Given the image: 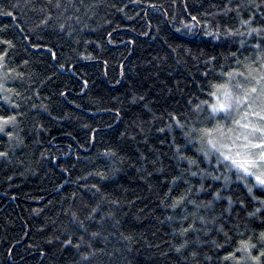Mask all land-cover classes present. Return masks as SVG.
<instances>
[{
    "label": "trees",
    "instance_id": "16d2710c",
    "mask_svg": "<svg viewBox=\"0 0 264 264\" xmlns=\"http://www.w3.org/2000/svg\"><path fill=\"white\" fill-rule=\"evenodd\" d=\"M262 66L264 0H0V264H264V189L183 134Z\"/></svg>",
    "mask_w": 264,
    "mask_h": 264
},
{
    "label": "snow or ice",
    "instance_id": "6c2138e0",
    "mask_svg": "<svg viewBox=\"0 0 264 264\" xmlns=\"http://www.w3.org/2000/svg\"><path fill=\"white\" fill-rule=\"evenodd\" d=\"M57 7H59V4H57ZM192 21H197V17L193 16ZM242 23L247 24L248 21H242ZM60 27L63 28L64 25L61 24ZM185 27L191 29L192 25H185ZM258 31L259 30L255 28L248 29L249 35L253 32L258 33ZM205 34L211 35L212 33L206 32ZM225 34H231V30L229 29ZM222 75H227L228 82L211 84V90L208 92L211 102H209V100H202L199 104L194 106L193 110L199 113L206 107L208 110V118L211 121L216 120L220 115H223L225 119H227L234 110H239L241 107L247 106L248 110L242 113V120L244 122L242 123L241 119H235L232 121L234 125L239 126L241 131L234 137L230 135V143L228 144L220 142V139L224 137L225 124L218 120L211 128H196L193 126L189 128V131L184 132L183 134L186 137H190L188 140L189 144L198 143L200 145L196 148V152L202 153L205 160H209V157L215 156L218 164L227 163L228 167L236 170L237 180H253V185L247 186L248 192L252 193L253 187L264 189V74H261L258 77H253L255 85L247 89H243L242 85L237 84L236 88L241 89V93L235 92L231 86L232 73ZM239 75L242 76L244 74L240 73ZM4 99L6 100L7 97H4ZM141 99H143V97H141ZM170 116L177 128L183 130L186 127V125L182 124L175 115L170 114ZM14 120V116L0 117V131H3L4 125L11 124ZM159 131L163 132L164 129H160ZM227 132L231 134L233 129L229 127L227 128ZM217 133L219 134L220 139L217 138ZM9 135H11V133H9ZM4 155H6V153H0V156ZM180 158L186 160L190 165L196 163L195 158L190 159L183 155H181ZM189 174L193 177L197 175H211L203 170L190 172ZM177 179L179 178L173 177V184ZM213 179L219 180L220 177L213 176ZM224 180L227 183L230 180V177L225 176ZM188 191H191V189ZM165 195H167V193ZM186 196L187 192L180 195L170 205L166 206L176 209L185 201ZM253 199H258V197L254 196ZM188 203L193 202L188 201ZM196 207L199 208L200 205H196ZM93 211H96V209H93ZM257 211H259V209H257ZM250 215L252 214L250 213ZM187 218V216L183 217L184 220H187ZM198 219L204 221L203 217H198ZM81 227H83V224H81ZM190 230H194L192 225L180 229V232L181 234H184ZM93 235L95 236L96 234L93 233ZM261 238L264 239V233H261ZM56 239L59 238L57 237ZM186 243L187 241H185V244ZM64 244H71V240H65ZM241 244L242 249L246 252L255 247V245L243 241ZM184 246L185 245H181L176 250L180 251V248ZM76 247L79 248L80 245H76ZM88 255L90 254H86L83 259L87 260ZM261 255L264 256V253H261ZM251 259L258 260V257L252 256Z\"/></svg>",
    "mask_w": 264,
    "mask_h": 264
},
{
    "label": "rangeland",
    "instance_id": "374dc122",
    "mask_svg": "<svg viewBox=\"0 0 264 264\" xmlns=\"http://www.w3.org/2000/svg\"><path fill=\"white\" fill-rule=\"evenodd\" d=\"M2 89H3V84H2V82H1V77H0V96L2 95ZM240 109H243V111H240ZM239 110H237L238 111V119H241V121H242V123L244 122L243 120H242V113L244 112V111H246V110H248L247 109V106H244V108L243 107H241ZM236 111V110H235ZM250 119H254V118H250ZM233 132L231 133V134H229L228 132H225L224 133V137H226V139H220V142L221 143H223V144H228V143H230V140H229V136L231 135V136H235L236 134H238L240 131H241V129L239 128V126H237V125H233ZM2 131H0V133H1ZM253 183H254V181H253Z\"/></svg>",
    "mask_w": 264,
    "mask_h": 264
}]
</instances>
